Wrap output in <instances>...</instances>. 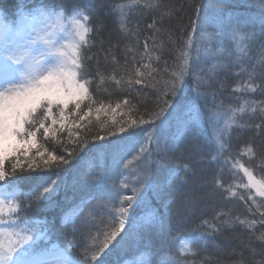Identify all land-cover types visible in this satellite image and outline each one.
<instances>
[{
    "label": "trees",
    "instance_id": "trees-1",
    "mask_svg": "<svg viewBox=\"0 0 264 264\" xmlns=\"http://www.w3.org/2000/svg\"><path fill=\"white\" fill-rule=\"evenodd\" d=\"M262 6L264 0H0L7 23L32 10H81L87 16L83 51L92 57L86 63L91 101L81 107L88 115L80 120L84 113L70 104L62 130L58 123L55 136L37 133L43 158L33 148L35 159L27 161L43 167L48 153L63 155L67 164L50 162L45 171L59 170L65 186L55 204L30 202L29 177L37 172L23 156L15 174L6 162L13 182H0L13 191L16 221L48 229L41 247L67 248L70 241L71 256L84 264H264V197L243 170L264 180V131L256 127L264 124V87H257L264 85ZM201 32L208 47L199 61L193 48L185 69L180 52L189 36L199 43ZM197 112L203 132L183 136V122ZM210 112L217 116L215 131ZM100 136L105 140L94 139ZM107 142L122 151L106 154L97 147ZM157 168L171 183L160 195L146 182ZM134 190L129 206L122 197ZM121 207L126 217H120ZM114 217L125 219V230L100 251ZM161 220L167 229L163 250Z\"/></svg>",
    "mask_w": 264,
    "mask_h": 264
},
{
    "label": "snow or ice",
    "instance_id": "snow-or-ice-1",
    "mask_svg": "<svg viewBox=\"0 0 264 264\" xmlns=\"http://www.w3.org/2000/svg\"><path fill=\"white\" fill-rule=\"evenodd\" d=\"M204 11V19L207 20L208 12L206 7ZM85 19H87V16ZM37 23L40 22L37 21ZM74 23L77 24L79 42L73 46L71 54L60 52L57 56V63L54 66L42 67L39 58L25 61L22 69H11L9 71L7 70L8 66L5 65V83L9 86L0 88V182L9 184L13 182L8 179L9 173L6 171V162L11 165L12 173L15 174L18 167H23V163L20 160L21 156L26 158L25 162L35 159V157L29 155L33 148L37 149L36 155L43 158L36 141L37 133L42 129L44 137H48L50 132L55 136L56 130L54 126L58 123L62 130L67 119L66 109H68L70 104H73L76 110L84 113L83 116H79L80 120H83L88 115V112L84 111L81 104L85 100L91 101L89 94L91 81L87 78L89 73L87 72L86 63L92 57L86 55L83 51V48L87 45L86 35L89 29L83 24H79L78 21H74ZM149 27H152V25H149ZM196 29L197 25L193 22V30L195 31ZM261 33L264 34V11L261 14ZM207 47L208 44L204 42L203 32H201L199 43L189 36L183 50L180 52L185 69L188 67L193 48H195L196 52V61H199L201 51L206 50ZM261 50L264 51V42L261 44ZM7 59L12 60L13 63H18L10 55ZM209 71L212 72L213 69ZM184 74L185 72L182 71L180 77L177 78L181 83L183 82L182 77ZM254 75L255 70L253 69V72L249 73V80H252ZM261 78L264 79V73H261ZM136 83H140V81L137 80ZM257 87H264V85H258ZM173 88H175V84ZM248 88L250 91L256 90L251 84L248 85ZM197 95L199 96L200 94L198 93ZM165 104H167V101H165ZM243 110V108L239 109V111ZM251 111L255 112V108H252ZM163 112L164 109H161V112L157 115L163 117ZM261 112L264 113V109H261ZM72 114L75 117L76 113L73 112ZM165 119L167 117H163L161 123ZM207 119L209 125L215 131V125L218 122L216 114L210 112ZM140 123H145V121L141 120ZM182 127L183 136H187L189 133L194 135L202 133L200 114L197 112L189 117L187 121L183 122ZM256 127L258 130L264 131V124ZM120 131L123 132L125 129L121 128ZM94 139L105 140V137L100 136ZM148 139L151 142L152 138L148 137ZM155 143L159 146L163 143V138H158ZM97 147L106 154H115L122 151L120 145H113L110 142L97 145ZM249 150L251 151V149ZM141 151L145 150L142 148ZM68 155L72 157L73 153L69 152ZM13 158H15V163H12ZM50 162L63 165L68 163V159L63 155L56 156L48 153V159L44 160L43 167L38 163L27 162V167L37 172L34 177H29L32 185L29 193L30 202L35 200L37 202L46 201L55 204V194L65 186L59 170L55 172L45 171V169L50 167ZM241 167L243 168V165ZM243 170L249 176L250 186L257 187L258 185L257 193L259 196L264 197V180L255 181L247 168ZM96 179L99 180L100 177H96ZM146 182L156 195H160L165 188L171 187V183L166 178V172L161 168H157L155 173L149 171L146 175ZM135 199V190L133 196L122 197V200L127 201L129 206ZM5 203L6 200L0 198V212H3ZM7 203L10 205L9 211L15 213L16 206L12 205L11 201H7ZM182 205L188 208L190 207V202L185 199L182 201ZM69 211L72 210L70 209ZM119 215L120 217H126L127 208L121 207ZM78 219L79 217H77ZM117 220L118 226H115ZM0 223L3 222L0 221ZM18 223L19 221H13L11 227L7 229L0 228V264H84L83 261L71 256L72 244L70 241L67 248H62L58 244H52L50 247H41L42 242L46 245L49 240L48 229H41L35 223L31 227L18 228ZM23 223L27 225L28 222L23 221ZM204 223H207V221ZM160 225L159 235L162 237L160 250H163L165 246L163 238L167 236V229L163 220L160 221ZM95 226V224H89L90 228ZM111 226H113V230L105 233V239L99 249L100 251L107 248L108 244L115 240L122 230H125V219L114 217L111 221ZM72 227L73 232L79 231L76 220L73 221ZM85 251L87 252L88 250L86 249ZM92 259L95 260V254H93ZM161 264H165V262L161 260Z\"/></svg>",
    "mask_w": 264,
    "mask_h": 264
},
{
    "label": "rangeland",
    "instance_id": "rangeland-1",
    "mask_svg": "<svg viewBox=\"0 0 264 264\" xmlns=\"http://www.w3.org/2000/svg\"><path fill=\"white\" fill-rule=\"evenodd\" d=\"M85 14L81 10L72 11L70 14L62 15L54 9L37 12L35 15L20 17L16 24L9 26L0 21V88L8 87L5 83V65L7 70L22 69L25 61L39 58L41 66L52 67L57 63L60 52L71 54L73 46L78 44L79 35L77 24L86 27ZM39 21L40 23H37ZM12 56L18 63L7 59ZM141 137L133 138L134 142L140 141ZM250 184V181H248ZM258 187V185H257ZM257 187H254L257 190ZM11 192L0 189V198L6 200L3 212H0V228L11 227L13 219L9 211ZM12 205L13 202H12ZM18 228L24 226L17 224ZM125 264H144L143 261Z\"/></svg>",
    "mask_w": 264,
    "mask_h": 264
},
{
    "label": "clouds",
    "instance_id": "clouds-1",
    "mask_svg": "<svg viewBox=\"0 0 264 264\" xmlns=\"http://www.w3.org/2000/svg\"><path fill=\"white\" fill-rule=\"evenodd\" d=\"M7 19V17H5Z\"/></svg>",
    "mask_w": 264,
    "mask_h": 264
}]
</instances>
